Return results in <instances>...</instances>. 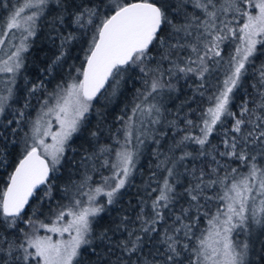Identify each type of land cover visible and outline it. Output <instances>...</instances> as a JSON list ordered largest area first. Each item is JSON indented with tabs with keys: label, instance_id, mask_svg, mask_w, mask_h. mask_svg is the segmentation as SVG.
<instances>
[{
	"label": "snow or ice",
	"instance_id": "obj_1",
	"mask_svg": "<svg viewBox=\"0 0 264 264\" xmlns=\"http://www.w3.org/2000/svg\"><path fill=\"white\" fill-rule=\"evenodd\" d=\"M0 10V264H252L249 237L264 234V0H0ZM42 28L44 76L81 60L51 92L43 77L18 83ZM134 77L141 86L119 127L105 128L101 108ZM190 78L205 106L181 128L166 115V93ZM77 139L89 147L74 148ZM148 144L157 162L139 210L104 224ZM63 170L68 203L51 210V224L37 223L36 210L26 220Z\"/></svg>",
	"mask_w": 264,
	"mask_h": 264
},
{
	"label": "trees",
	"instance_id": "obj_2",
	"mask_svg": "<svg viewBox=\"0 0 264 264\" xmlns=\"http://www.w3.org/2000/svg\"><path fill=\"white\" fill-rule=\"evenodd\" d=\"M11 3H16L17 0H10ZM0 14H2V10H0ZM47 31L46 28H42L40 33L38 34V37L36 38L33 46V57L38 55V59L33 61V57H30L26 61V68L24 72L22 73V78L18 81V83L23 87V77H27L29 81H35L37 80V77H43L44 83L46 85V89L48 92H51L53 89L56 88V85L61 81V77L64 76L68 71L67 65L74 64L75 66L79 67L81 60L80 59H69L67 61V64L62 70H58L57 72L53 73L49 76H44V73L41 71L47 61L44 59L45 54L47 53V50L51 47L45 40H44V33ZM5 42H8V37H4ZM43 48L45 49L44 52H40L39 50ZM222 48L224 49L222 55L225 57V60L227 59L228 52L232 50L233 45L230 43H225L222 45ZM82 53L78 51L72 52V57H81ZM261 61H264V55H261L260 58L256 61V66L258 67ZM222 72V69L220 70ZM219 73H214L213 75H218ZM133 83L135 84V87H140V80L138 77H134L133 81H129L127 84V91L125 92L124 96H121L119 100L112 105H109L108 108L105 110L101 108V111H105L106 115V121H105V128L111 127L113 131L117 127H119V124L116 123L115 117L120 115L121 109L124 107L125 104L130 103L132 100V91ZM199 81L195 80V78H190L188 80L180 79L178 82H176L175 86L177 91L166 93V99H165V106L168 109V112L166 113L167 117L169 119H177L180 124V127H185L183 123V117L186 114H190L192 118H196L198 115V112L193 111L189 112L190 109L195 110L198 109V107H204L205 105L201 103V97L199 95L194 96V89L196 87V84H198ZM191 85V87L189 86ZM203 91V89H202ZM243 95V93H241ZM170 96V99L167 98ZM23 103V101H21ZM32 105L34 106L32 109H30V114L32 118L34 119L37 114L38 104L36 99L31 100ZM103 103V102H101ZM237 103H239V100H237ZM97 108H100V105L96 106ZM90 121V127L95 128L97 125V117L95 114V111H93L89 117ZM228 125H226L227 127ZM27 127V125L25 126ZM168 132V136L165 137L162 140V147L159 149L162 152L167 151V146L172 142V129H165ZM223 135V132L217 134L215 138L213 139V143L218 144L221 137ZM107 137V133H105V138ZM103 142V141H102ZM83 144L84 148H88L89 145L87 143H84L82 139L75 140L73 147L80 149V145ZM156 146L153 144H148L147 147L143 149V154L141 155L137 166L136 171L133 174L132 177V184L129 186L124 192L123 196L119 201V204L117 207L110 209V215L107 213L105 214V220L104 224H108L112 218L119 219L121 214H126L129 217L133 218L136 215V212L139 210V201L141 197L145 196V189L146 186L149 183L150 176L152 171H154V165L156 164L157 160L156 157L153 155V149H155ZM67 155L69 157L73 155H77L76 153L68 152ZM77 155V159H78ZM162 158V157H161ZM197 164H199V161H197ZM191 166V164L189 165ZM102 171L107 174L106 170ZM60 179L56 180L54 182L53 191L51 193V199L48 197H45L43 195V192L41 193V196L43 197V204L40 202H36L33 204V207L31 209H26L27 216L25 219L27 220L28 217H32L33 210H36V217L33 219L37 220V223L39 221H43L45 224H51L52 219V209H55L58 204H67L68 199L65 197L63 192V185L67 182L69 172L67 170H63L62 172L57 174ZM75 179H79V176H75ZM94 179L96 181H99V175L97 174ZM6 180V176L2 173H0V181ZM155 184H152V187H155ZM3 187V184L0 183V188ZM43 187V186H42ZM179 187V186H178ZM155 195V194H153ZM101 199H103L101 197ZM214 210V209H213ZM67 219V218H66ZM201 227H205L206 224H201ZM20 227L25 228V230H29L28 226L24 223L20 224ZM37 235L39 236H45L50 235L52 236L53 240H56L58 238V235L47 233L44 229H39L37 232ZM123 233H117L116 236L113 237L114 240H119L122 238ZM241 240L245 239V237L242 235L240 237ZM251 244L253 245L254 251L250 253V259L252 261V264H264V261L260 260V252L264 250V234H262L259 231H255L251 237H249Z\"/></svg>",
	"mask_w": 264,
	"mask_h": 264
},
{
	"label": "rangeland",
	"instance_id": "obj_3",
	"mask_svg": "<svg viewBox=\"0 0 264 264\" xmlns=\"http://www.w3.org/2000/svg\"><path fill=\"white\" fill-rule=\"evenodd\" d=\"M51 123H52V131L55 132L58 129V124L55 121L54 116L51 118ZM48 142H50V138H48ZM60 237L58 236L57 239H59Z\"/></svg>",
	"mask_w": 264,
	"mask_h": 264
}]
</instances>
